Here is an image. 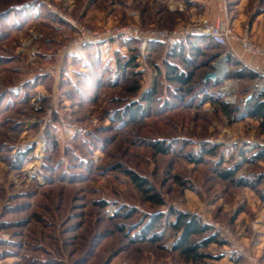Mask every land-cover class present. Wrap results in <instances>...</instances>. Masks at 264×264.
Masks as SVG:
<instances>
[{"label": "rangeland", "instance_id": "obj_1", "mask_svg": "<svg viewBox=\"0 0 264 264\" xmlns=\"http://www.w3.org/2000/svg\"><path fill=\"white\" fill-rule=\"evenodd\" d=\"M258 15L264 0H0V264H264V159H252L264 127L247 117L264 69L233 78L241 66L228 62L232 54L255 68L249 62L262 56L237 38L264 50L251 36ZM204 20H222L233 37L195 54L189 38ZM149 30L167 35L145 40ZM180 44L182 56L173 55ZM134 54V65L118 68ZM222 59L228 71L203 81L222 72ZM169 64L194 71L192 82L175 81ZM153 86L148 104L142 94ZM213 145L201 163L187 158ZM121 168L144 177L164 204L147 201ZM226 168L261 182L236 185L219 175ZM170 208L225 243L183 259L172 250ZM156 213L165 215L161 240H130Z\"/></svg>", "mask_w": 264, "mask_h": 264}, {"label": "trees", "instance_id": "obj_2", "mask_svg": "<svg viewBox=\"0 0 264 264\" xmlns=\"http://www.w3.org/2000/svg\"><path fill=\"white\" fill-rule=\"evenodd\" d=\"M4 17V16H2ZM192 49V53L200 54L202 49H219L221 46L214 43L209 36L205 34H199L198 36H193L189 38ZM187 41V40H186ZM187 43V42H186ZM183 46L181 44L176 47L173 55L182 56ZM186 62H189L187 57L184 58ZM136 55L129 56L124 62H118V68L125 70L126 67L132 66L135 64ZM228 62L231 65L241 66L237 70H232L229 73V77H249L257 78L261 77L259 70L255 68L244 67L243 64L235 59L232 54L228 55ZM244 71V72H243ZM168 73L172 74V78L179 82L182 85H189L192 82L194 77V71H188L186 73L180 72L177 67L174 65H168ZM138 86H132L131 91H136ZM156 95V86H153L152 89L146 91L142 94V101H146L148 104L153 100ZM221 108L225 112L231 111V106L226 102L222 101L220 98H217ZM212 100L211 96L204 98L202 101L207 102ZM216 100V99H215ZM214 100V101H215ZM129 114L132 118H135L139 113H142L143 109L138 106L135 109H128ZM233 111V110H232ZM247 117L255 118L259 120V125L264 127V87L260 90L256 97L254 98L252 104L249 105L247 110ZM152 146L159 152H164L167 150V147L163 145L162 142H152ZM218 149L217 145H213L207 148L202 149V154L193 156L188 154L187 158L193 162L201 163L203 161V155L210 154L214 155ZM255 153L252 155L253 160L264 159V146H257L254 148ZM123 173L131 178L133 183L138 187L143 196L150 203L160 206L164 204V199L162 196L155 190L153 186L144 178L134 173L132 170L121 168ZM236 169L226 168L218 171L219 175L222 178L230 179L234 181L236 185L256 187L260 184L261 178L255 181H248L244 178H234L236 175ZM264 198V193H262ZM132 210V209H131ZM124 214H133V210L128 211ZM169 215L172 216V220L168 222V225L171 229L177 234V239L172 245V250L176 251L183 259L187 261H199L207 257V254L201 251V249L208 247L212 243L218 245H223L225 242L222 238L219 237L217 233L212 232V228L204 223L201 220L192 214L176 210L174 208L169 209ZM163 213H156L151 215L148 220L141 221L134 229H139L130 240L137 242H157L161 240L160 234L157 233L156 229L161 225V221L164 218ZM120 231H124L123 226H118Z\"/></svg>", "mask_w": 264, "mask_h": 264}, {"label": "built area", "instance_id": "obj_3", "mask_svg": "<svg viewBox=\"0 0 264 264\" xmlns=\"http://www.w3.org/2000/svg\"><path fill=\"white\" fill-rule=\"evenodd\" d=\"M199 30L200 33L209 36L214 43L220 46L228 45L229 40L233 37L231 30L227 27V25H225V23L222 20H216L215 22H209L207 20H204ZM185 34H187V32ZM166 35L167 34L162 31L149 30L144 35V39L146 40L156 37H165ZM180 35H184V33H182L181 31L172 32L173 37L178 38ZM237 39L240 41L241 46L245 52H248L256 56H264V50L259 45L252 43L246 35H243ZM142 43L143 46L141 49H144L145 41H143ZM226 71L228 70L226 69ZM262 77H263V83L260 85L261 87L264 85V72H262ZM228 99L229 100L231 99L230 102L234 101L232 100V98H228Z\"/></svg>", "mask_w": 264, "mask_h": 264}, {"label": "crops", "instance_id": "obj_4", "mask_svg": "<svg viewBox=\"0 0 264 264\" xmlns=\"http://www.w3.org/2000/svg\"><path fill=\"white\" fill-rule=\"evenodd\" d=\"M212 7L214 10H217L216 4H213ZM251 36L253 40L264 44V17L263 15H258L256 19L253 21L252 26H251ZM236 49L237 48H235V50ZM249 63H251V65L257 68L258 70H262L264 69V56L252 59V61Z\"/></svg>", "mask_w": 264, "mask_h": 264}, {"label": "bare ground", "instance_id": "obj_5", "mask_svg": "<svg viewBox=\"0 0 264 264\" xmlns=\"http://www.w3.org/2000/svg\"><path fill=\"white\" fill-rule=\"evenodd\" d=\"M218 67L219 68H221L220 69V71H222V72H218V73H213V76L215 77V78H217V77H219V76H221L222 74H223V72L225 73V69H226V65H225V63H224V61H223V59L222 60H220L219 62H218Z\"/></svg>", "mask_w": 264, "mask_h": 264}, {"label": "water", "instance_id": "obj_6", "mask_svg": "<svg viewBox=\"0 0 264 264\" xmlns=\"http://www.w3.org/2000/svg\"><path fill=\"white\" fill-rule=\"evenodd\" d=\"M207 79H212V80L214 79L215 80L213 73H211V72L206 73L203 77V81H206Z\"/></svg>", "mask_w": 264, "mask_h": 264}]
</instances>
